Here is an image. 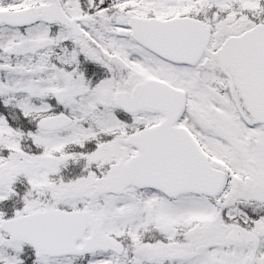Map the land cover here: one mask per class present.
Listing matches in <instances>:
<instances>
[{
	"label": "snow or ice",
	"instance_id": "snow-or-ice-1",
	"mask_svg": "<svg viewBox=\"0 0 264 264\" xmlns=\"http://www.w3.org/2000/svg\"><path fill=\"white\" fill-rule=\"evenodd\" d=\"M0 264H264V0H0Z\"/></svg>",
	"mask_w": 264,
	"mask_h": 264
}]
</instances>
